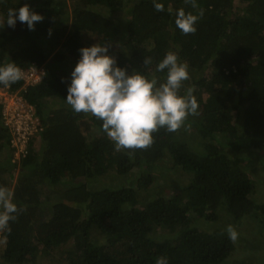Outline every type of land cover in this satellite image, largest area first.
I'll use <instances>...</instances> for the list:
<instances>
[{
	"label": "trees",
	"instance_id": "1",
	"mask_svg": "<svg viewBox=\"0 0 264 264\" xmlns=\"http://www.w3.org/2000/svg\"><path fill=\"white\" fill-rule=\"evenodd\" d=\"M69 1L72 10L67 0H0V65L46 70L38 85L22 92L42 130L38 150L22 161L16 180L0 118V186L13 192L19 209L11 231H2V263L155 264L165 256L168 264H229L237 243L226 229L210 232L209 222L225 213L229 225L241 228L247 220L264 232L258 175L264 171V0H238L237 6L235 0H197L198 9L184 0H158L163 12L153 0ZM25 3L44 19L34 30L19 20L9 27L8 9ZM181 7L194 14L203 9L194 34L175 25ZM125 9L126 16L112 19ZM117 38V66L162 81L156 64L173 51L189 66L184 88L195 86L199 114L177 132L153 133L147 150L116 151L101 121L66 102L78 50L97 42L111 47ZM143 57L153 64L144 68ZM21 87V81L0 85L12 93ZM162 160L180 167L189 182L168 197L148 195L159 188L154 170ZM135 170L140 175L127 187H88ZM255 263L264 264V253Z\"/></svg>",
	"mask_w": 264,
	"mask_h": 264
},
{
	"label": "clouds",
	"instance_id": "2",
	"mask_svg": "<svg viewBox=\"0 0 264 264\" xmlns=\"http://www.w3.org/2000/svg\"><path fill=\"white\" fill-rule=\"evenodd\" d=\"M185 5L198 9L197 0H184ZM154 9L163 12L165 6L153 0ZM203 9L198 14L186 12L183 7L176 10L175 25L185 35L196 32V23L202 18ZM44 19L25 3L19 8L8 9L6 23L15 28L17 20L34 30L35 23ZM4 23L3 22H0ZM51 35V30H49ZM110 43H95L82 47L78 51L80 58L71 72V83L67 87L66 102L77 114H90L102 122V131L113 142L115 150H147L154 143L153 133L164 128L169 133L184 127L189 116L199 114V104L195 95V86L184 88V82L190 79L189 66L182 62L176 52L168 51L156 64L155 72L165 73L161 81L155 74L151 77L138 70L128 72L127 68L117 66L116 58L109 55ZM153 64L151 57H143V67ZM46 75L44 67L35 65L22 69L15 62L0 65V85L10 87L19 81L22 87L15 93L0 88L2 95L11 99H21L33 109V119L37 129L29 133V124L17 123L4 118V107L0 105V118L9 132L8 162L15 174L20 171L22 161L34 149L42 130L41 122L35 115V107L30 104L22 92L38 85ZM64 78H62V82ZM182 89H184L182 93ZM27 136V139L23 138ZM13 202V192L0 186V231H11L9 222L16 219L18 212ZM228 238L235 242L238 232L232 226L226 228ZM155 264H168L165 256H159Z\"/></svg>",
	"mask_w": 264,
	"mask_h": 264
},
{
	"label": "rangeland",
	"instance_id": "3",
	"mask_svg": "<svg viewBox=\"0 0 264 264\" xmlns=\"http://www.w3.org/2000/svg\"><path fill=\"white\" fill-rule=\"evenodd\" d=\"M70 10L71 8V1L67 0ZM235 5H239L238 0H235ZM103 15H109L108 10L102 11ZM123 15L126 16V9L124 12L116 11V13L111 14L112 19H122ZM2 17H0L1 19ZM120 45H122V42L119 41V38L116 39V41L111 45V49L109 48V55L114 56L117 58V55L120 51ZM113 46V47H112ZM39 139L37 140V144L35 145L34 149L38 150L39 148ZM164 159H167L164 158ZM163 159V160H164ZM160 162L158 166H160L157 170H154V175L157 180V187L156 189H151L146 193L148 195H161V196H170L171 194L176 193V187L179 184L181 185H187L189 182V175L184 173L180 167H171V164L167 162V160ZM152 165L151 167L147 168L148 171H151L154 167ZM171 167V168H170ZM115 175V174H114ZM140 175L139 170H135L128 176H118L111 178L110 176H104L103 179L99 178L95 181H90L88 183V187H90L92 190L95 189H104V188H119V187H127L129 185V178L131 176H137ZM258 175L260 176V179L264 181V171L259 170ZM117 176V175H116ZM15 177H17V174H15ZM136 178V177H135ZM257 178V177H256ZM132 180L130 181V183ZM155 185V183H154ZM153 185V186H154ZM109 186V187H106ZM264 187V184H262ZM64 190L63 187H61L59 190ZM264 194V192H262ZM149 197V196H147ZM228 216L225 213H222V218L218 222H209L210 229L209 231L212 232L215 228H221L225 230L227 226L229 225ZM233 226V225H232ZM237 232H238V239L235 241L237 243V247L235 249V252L232 254L231 257L228 258L229 264H256L255 261L258 260L262 253H264V232H261L257 225H253L249 222H245L244 226H241V228H238L236 226H233ZM158 233V232H157ZM158 235V234H157ZM6 238L3 237L2 231H0V264L2 263V254L6 249ZM40 264H48L46 262H41Z\"/></svg>",
	"mask_w": 264,
	"mask_h": 264
},
{
	"label": "built area",
	"instance_id": "4",
	"mask_svg": "<svg viewBox=\"0 0 264 264\" xmlns=\"http://www.w3.org/2000/svg\"><path fill=\"white\" fill-rule=\"evenodd\" d=\"M0 105L4 107V118L17 123L26 122L29 124V133L37 129L38 123L33 119V109L26 105L21 99H11L0 93ZM24 139L27 136L23 135Z\"/></svg>",
	"mask_w": 264,
	"mask_h": 264
}]
</instances>
